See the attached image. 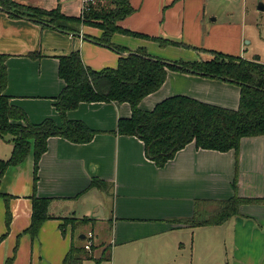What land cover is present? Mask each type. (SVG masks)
<instances>
[{
    "label": "crops",
    "instance_id": "obj_1",
    "mask_svg": "<svg viewBox=\"0 0 264 264\" xmlns=\"http://www.w3.org/2000/svg\"><path fill=\"white\" fill-rule=\"evenodd\" d=\"M12 1L44 10L57 8L75 17L81 15L83 7V0ZM241 2L130 0L134 10L118 25L189 46L161 47L156 41L122 33H114L111 42L124 47L127 51L123 54L144 48L165 60L209 59L198 55L204 50L239 55L246 38V8L239 11L240 16L235 15ZM256 11L264 13V3L260 2ZM101 33L99 28L87 25H82L78 33H66L25 17H11L0 6V53L8 55L4 94L29 121L51 118L59 125L61 118L54 100L64 81L58 75V56L78 51L84 65L94 70L115 67L120 54L92 39ZM184 51L187 57H180ZM30 52L39 55L30 56ZM173 95L236 109L240 88L217 78L168 69L162 85L143 97L138 107L151 110ZM130 113L127 102L115 101L80 102L67 111L68 119L81 120L95 134L85 143L49 137L38 161L35 190L31 152L21 163L6 168L0 180V237L4 235L0 264H61L72 243L84 244V238L79 237L86 233L92 232L95 245L98 233L92 227L97 224L102 232L106 222L112 230L109 242L114 249L119 247L123 264H170L167 262L175 242L179 247L188 242L194 248L197 236L199 254L216 257L222 238L217 229L224 224L233 246L234 264H264V134L242 137L237 152L196 148L191 142L158 167L146 157L139 138L116 132L118 119ZM11 149L8 143L0 159L7 158ZM94 179L97 182L92 184ZM33 194L49 199V218L35 238L25 232ZM236 196L249 200L240 203L237 213L225 221L190 224L192 219L205 216L209 207ZM6 208L10 211L8 227ZM65 217L90 218L83 225L91 229L85 233L67 225L62 232L60 225ZM92 257L101 260L102 253Z\"/></svg>",
    "mask_w": 264,
    "mask_h": 264
},
{
    "label": "trees",
    "instance_id": "obj_2",
    "mask_svg": "<svg viewBox=\"0 0 264 264\" xmlns=\"http://www.w3.org/2000/svg\"><path fill=\"white\" fill-rule=\"evenodd\" d=\"M94 0L88 10L81 15L66 16L59 9L44 10L23 5L12 0H0V6L11 17H25L40 24L50 26L66 33H78L82 25L99 28L102 33L92 38L97 43L117 51V65L94 70L81 60L78 51L58 56V75L64 87L54 100V107L61 118L58 125L51 118L38 123L29 121L25 112L10 102L4 94L7 81L5 61L7 54L0 53V138L10 136L12 149L9 156L0 159V180L6 168L21 163L31 152L33 155V189L37 182L38 161L46 151L47 139L61 136L75 143H85L92 139L95 131L81 120L68 119L67 111L80 102L115 101L127 102L131 113L120 117L116 132L139 138L144 145L148 159L162 167L172 159L177 151L193 142L196 148L237 152L240 139L245 136L264 134V63L258 56L245 59L239 55L226 54L214 50H204L211 57L195 61L165 60L147 53L144 48L128 51L112 44L114 33H122L156 41L159 46H189L170 38L154 37L122 28L118 21L133 12L130 0ZM38 56V52L28 53ZM200 74L235 83L240 88L239 103L236 109H228L204 103L185 95H173L158 102L151 110L138 107L139 101L156 91L164 82L167 70ZM97 180H92V184ZM242 199L233 197L220 202L205 216L190 222L192 225H211L225 221L238 211ZM49 199L31 196L30 224L25 229L32 238L37 236L42 223L49 218L47 214ZM72 222L86 223L90 218H70ZM6 227L10 222V211L6 208ZM60 225L64 232L65 222ZM74 225L71 224V229ZM4 236V235H3ZM0 237V240L3 238ZM93 243L90 249L93 250ZM107 249V248H106ZM105 249V250H106ZM92 253L83 245L71 244L61 264H81L92 259ZM109 260V254H102ZM101 259V260H102ZM101 260H96L100 262Z\"/></svg>",
    "mask_w": 264,
    "mask_h": 264
},
{
    "label": "rangeland",
    "instance_id": "obj_3",
    "mask_svg": "<svg viewBox=\"0 0 264 264\" xmlns=\"http://www.w3.org/2000/svg\"><path fill=\"white\" fill-rule=\"evenodd\" d=\"M241 1L242 0H235V2H241ZM244 1L245 3L243 2L239 3L238 10L235 12V15L240 16L241 12L239 13V11L240 10L242 11L243 9L246 8V15L243 18V21H244L243 24L246 29V38H245V41H243L244 51H242L241 54H239V56L250 59L254 54H256L257 56H259L260 62L264 63V13L256 11L257 5L260 2L264 3V0H244ZM221 16H224V14L220 15V17ZM183 53L184 54L179 53L180 57H187L186 56L187 51H184ZM198 55L199 56L207 55V57H211L206 52H199ZM8 143L12 144L10 141L9 135H7L6 139L0 140V154L1 155L5 154V152L7 151ZM108 208H110L109 202L107 205V210ZM216 208H219V207L211 206L208 208V212ZM70 218L71 217H65V220H66L65 222H67V224L65 225V228L67 225L71 226V224H73L75 228L79 227L85 233L89 229H91V226L83 225V223L80 221L76 220V222L73 223L72 220H70ZM63 221H64V218L62 219V224H63ZM225 226L226 224H224L221 228L217 229L218 233L220 231L222 238L220 239V244H219L220 251L216 257L203 256L202 254L201 255L199 254V239L197 236L194 248L188 242H185V245L184 246L181 245L180 247H179V244L175 242V246L172 250V254L170 253V257L167 263H170V264H234L235 262H234L233 254H232L233 246L231 245L230 240L226 237ZM104 227L105 228L104 230H102V232L100 231V229L98 230L99 226L97 224L92 227L94 229V232L97 231L98 236L96 235L94 236V240H95V245L93 244L94 248L93 250L92 249H89V250L93 251L92 254L94 255V257L98 256L100 253L102 254L108 253L111 260L102 259L100 262H96V260L92 258V259L83 261L81 264H123L124 263L123 261H121L120 256H119V247L117 246L114 249V245L111 244V242H109L110 240L109 238L112 233V230L110 229V225L106 222ZM157 264H161V261H159Z\"/></svg>",
    "mask_w": 264,
    "mask_h": 264
},
{
    "label": "built area",
    "instance_id": "obj_4",
    "mask_svg": "<svg viewBox=\"0 0 264 264\" xmlns=\"http://www.w3.org/2000/svg\"><path fill=\"white\" fill-rule=\"evenodd\" d=\"M94 3V0H83L82 11L88 10L89 4ZM93 243V234L92 232H88L84 236V249L89 250L91 244Z\"/></svg>",
    "mask_w": 264,
    "mask_h": 264
},
{
    "label": "water",
    "instance_id": "obj_5",
    "mask_svg": "<svg viewBox=\"0 0 264 264\" xmlns=\"http://www.w3.org/2000/svg\"><path fill=\"white\" fill-rule=\"evenodd\" d=\"M79 238H81V239H82V238H84V237H83V236H81V237H79Z\"/></svg>",
    "mask_w": 264,
    "mask_h": 264
}]
</instances>
